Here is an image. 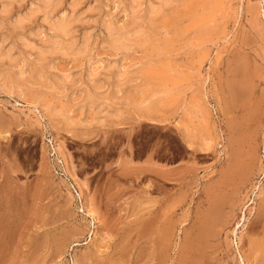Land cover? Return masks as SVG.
I'll return each instance as SVG.
<instances>
[{"label": "rangeland", "instance_id": "1", "mask_svg": "<svg viewBox=\"0 0 264 264\" xmlns=\"http://www.w3.org/2000/svg\"><path fill=\"white\" fill-rule=\"evenodd\" d=\"M69 1L62 12L70 10ZM117 1L101 0L99 13L76 25L78 40L92 30L90 65L72 56L50 58L53 75L68 78L64 85L28 79L45 61L37 51L24 50L19 31L7 22L12 27L4 32L16 46L15 55H22L0 67V79L20 68L25 74L19 78L28 76L15 81L11 94L0 91V264H264V249L251 251L250 244L264 242V0H228L224 17L223 12L214 20L208 16L209 23L205 19L197 28L180 24L165 57L154 53V45L150 51L117 53L106 43L104 22L119 26L130 15ZM23 2L18 0L17 8L25 13L33 0ZM91 3L96 0H87L78 15ZM37 21L29 37L41 48L52 31L41 17ZM190 50L205 52L202 66L192 69ZM165 61L189 78L186 91L175 92L180 98L170 106L177 118L172 127L114 129L109 119L94 124L99 114L87 104L94 97L89 73L102 82L98 95L113 89L123 95L140 85L147 91L151 82L133 76L118 87L117 75H107L106 69L133 72ZM194 99L217 138L210 154L190 151L178 124L181 102ZM49 105L73 124L46 115ZM230 153L236 171L225 177ZM209 217L214 218L209 237L196 240ZM149 222L151 233L144 231ZM161 229L165 237L171 231L169 241ZM154 239L163 240H156L163 249Z\"/></svg>", "mask_w": 264, "mask_h": 264}, {"label": "bare ground", "instance_id": "2", "mask_svg": "<svg viewBox=\"0 0 264 264\" xmlns=\"http://www.w3.org/2000/svg\"><path fill=\"white\" fill-rule=\"evenodd\" d=\"M21 1L25 2V0H21ZM86 1L87 0H70L69 1L70 6L68 5L70 7V10L62 12L64 0H33V3L30 4L31 6L29 5L26 8V12L24 13V12H22L23 9L21 10V9L17 8L18 7L17 6L18 0H0V67L2 65L6 66V65H4V63L6 61H8V63L10 65L14 64L16 62V60H18V56L22 55V52H21V55H18V56L15 55L16 54L15 53L16 52L15 51L16 46L13 43L12 44L9 43L11 37L9 34L4 32V30H6L8 26H11V25L7 26V24H8L7 22H11L13 24L12 26L14 27L13 29L16 30L17 32L19 31L17 35H18V38L23 43L22 46L25 48L24 50H26V51L27 50L37 51L39 54L38 56L42 59V61H45L43 63L38 64V66H36L33 70H31V72H29L30 76L26 75L29 77L28 79L35 82V83H39V84H42V85L47 86V87L51 86V84H53V83H54V85H55V83L59 84V85L60 84H62V85L67 84L66 82H67L68 78L66 79V75L59 77V78L55 77L53 75L52 66H51L52 63H51L50 58L52 59V57L57 56V55L58 56L60 55V57H62V58L72 56L76 59L81 58V59L86 60V64H89V65L92 62L93 57H94L93 54H91L92 45H93L92 30L91 31L88 30L87 32L82 30L84 32V35H83V37L81 36L82 37L81 40H78L76 38L77 32H76L75 28H76V25L78 23H81V24L87 23L85 19L88 18L86 16L89 13H92V14L93 13H97V14L99 13V8L101 7L100 6L101 0H96V3L95 4L93 3L94 5L91 3V5L87 9L84 7L86 9V11H84L83 13L78 15L80 12V7L83 4H85ZM118 1H117V3H118ZM121 1L123 2V4H125L124 5L125 8L130 13V15L127 16L129 18H127L128 20L125 21L124 24H121L119 26L117 24L115 25L114 23H112L113 21L112 22L111 21H105V22L103 21L105 24L104 31L106 30L105 31L106 32V34H105L106 35V43H108L110 46H112L114 49V52L117 51V53L119 51L126 52V53L130 52V51L134 52V50H136V51L137 50H141V51L145 50L146 51V49L149 50L148 48L154 45V48H152V49H153L154 53L156 52L159 57H165L171 52L170 48H171V45H172V42L174 39V35H175L174 29L176 30V28L180 24H187L188 25L187 27L189 29L194 28V27L198 26L199 24H201L202 21H204L205 19H208L207 18L208 16L210 18L212 17L213 19L212 18L211 19L214 20L215 15H219L223 11L226 13L227 5H228V0H120L119 1L120 5L122 3ZM21 8H22V6H21ZM228 8H230V7L228 6ZM15 10H19V11H17L15 13ZM100 11H101V9H100ZM124 11H126V10L124 9ZM224 12L222 14H220L221 16L224 14L223 17L225 16ZM206 13H208V14H206ZM39 17L42 18V21L40 23H42V22L45 23L46 25H48V29L50 31H52V36L47 38L46 40L42 41V47L41 48H37L38 46L35 44L36 42L34 43L30 40V37L33 35L32 34L33 25H31V24H33V22H36ZM91 18H93V17H91ZM91 21H92V19H91ZM95 23H97V19H96ZM205 23H209V19ZM81 24H80V27H81ZM102 24L103 23L101 22V25ZM98 25H99V23H98ZM187 27H185V28L187 29ZM9 32H11V31H9ZM184 33H185V31H184ZM37 34H39V33L37 32ZM183 36H181V37H183ZM104 43H105V41H104ZM189 49H191V47ZM153 51H151L150 53H153ZM185 52H188V51H185ZM204 53L201 52V50L200 51L196 50V52L190 50V53H187L188 56L190 57L189 60L191 62L192 69H194V67L197 65L202 66V64L204 63V58H205ZM151 57L153 58V55ZM144 59H146V57ZM147 59H149V58H147ZM169 59L170 58H168V60ZM150 60H151V58H150ZM156 61L158 62V58ZM142 62L143 61H141L140 63H142ZM120 64H121V62H120ZM112 66L113 65H111L110 67H112ZM24 67H23V69H24ZM138 67H137L136 71L134 70L135 72L134 71L131 72L129 67H128V70L126 69L124 71L123 70L121 71L120 69H118L119 71H116V72H113L114 69H111V68L106 69V72H108L107 75H113V74L117 75V78H116L117 83L116 84L118 87H120V86L123 87V85H125L127 82H129L133 76L134 77L137 76L138 78L145 80V82L146 81L151 82L150 88H148L147 91L144 89L146 91V95H144L145 96L144 99L142 98V101H140V103L138 102V103H135L134 105L132 104L133 107H135L138 110H142V112L143 111L154 112V111H159L161 109L164 110L166 107L172 106L174 103H176V101L179 100L180 97L175 94V91L178 90L179 88L185 86L187 80L189 79L188 75L186 73L178 72V71L174 70L173 66H171L166 61L164 63H162V65H153L150 63L149 64L145 63V64H142L141 66H138ZM10 68H12V67H10ZM112 68H114V67H112ZM16 69H18V68H16ZM20 69H21V71H20ZM20 69L18 70V73H8L7 74V72H6V75L0 79V91L2 93H7V94L10 93L11 94L12 93L11 91L13 89L15 81L16 80L19 81L22 79L25 80L24 78L26 76L25 77L23 76V78L22 77L19 78L20 76L25 74V73H23L22 68H20ZM8 71L11 72V69ZM88 76L87 77L90 79V83H88V84H90L89 90H92L94 92V95H93L94 97L91 99L90 98L91 96H89L91 101L88 99L90 103H87V104H90L91 106H93L96 109V112H95L96 115L99 114V117L97 116L98 119L95 120L94 124L104 125V122L107 121L108 119L114 120V119L121 118L123 116L124 112L126 111L125 108H122V107L115 108L113 106L114 103L110 97L100 96V94L98 95V92L102 86L101 85L102 82L99 83L100 81L97 80L98 75L96 73L91 72L88 74ZM102 77L104 78V76H102ZM113 77H114V75H113ZM88 78H86V79L88 80ZM108 79H111V76H110V78L108 77ZM26 80H27V78H26ZM85 82L87 83L88 81H85ZM16 84H17V82H16ZM114 86L116 87V85H114ZM86 90H88V89L86 88ZM93 92H91V94H93ZM90 105H88V106H90ZM104 107H105V109H104ZM44 112L46 113V115L61 116L65 119H67L68 122L70 121L72 124L74 122L73 120H71V118L65 112H63L62 110L61 111L60 110H54L52 107H50V105H49V107L45 106ZM180 112H181L180 113L181 117H180L178 124L180 125L179 127H182V129H183L185 137L188 141V145L191 147L193 141L197 140L198 141L197 147H199V151L202 154H210L215 148L217 138H216L215 132L213 130V127L211 126L210 122L208 121V118H207L206 114L204 113L203 108L200 106L198 100L197 99H194L192 101L183 100V102H181V104H180ZM150 118H152V117H150ZM193 145H194V143H193ZM234 165H235V161L233 160V157L230 153L229 158H228L229 169L225 172V174H224L225 177H230L231 175H233V173L236 171V168L234 167ZM239 172H237V174ZM235 177H237V176H235ZM239 177H242V176H239ZM220 201H221V199H220ZM88 214L92 218L95 217V215L90 211L88 212ZM213 219L214 218L209 217L208 220H205L204 223L200 224V226L198 227V230H197V239L196 240L202 241L203 238H206L208 236V234H210L211 228H213L212 226L214 224V222H212ZM149 223L151 224V222H149ZM148 224L146 225V229H144V231L151 233L154 226H152V224H151V226H150V224L149 225ZM162 230L163 229L160 230V233L164 234V237L162 236L163 239L166 238L165 240L169 241V240H167V238L170 239L169 236L171 235V231H170V235L168 234L169 236L165 237V235H167V234L162 233L163 231H165V230H163V231ZM166 232L168 233L169 231L166 230ZM158 235L159 234H157V238L158 237L160 238V235L159 236ZM154 240H155L156 246L162 245L161 243L163 242V240H161L162 242H160V243L158 242L160 240H158V239H154ZM156 240H158V241H156ZM192 241H194V240H192ZM238 241L239 242L237 243V249L240 250L239 247H240V244L242 241L241 237L238 238ZM157 242L160 245H158ZM250 244H251V251L255 250V248L259 251H260V249H262V250L264 249V242L263 243L259 242L256 244L255 241L253 240ZM162 246H160V248L163 249ZM186 247H187V244H186ZM186 247H185V250H186ZM190 247H192V246H190ZM190 247H189V249H190ZM159 252H161V251H159ZM187 252H188V250H187ZM256 253H258V252H256ZM188 255H187V257H188ZM185 258H183V260ZM192 261H193V259H192ZM180 263H182V262H180ZM192 264H199V262L195 261Z\"/></svg>", "mask_w": 264, "mask_h": 264}, {"label": "crops", "instance_id": "3", "mask_svg": "<svg viewBox=\"0 0 264 264\" xmlns=\"http://www.w3.org/2000/svg\"><path fill=\"white\" fill-rule=\"evenodd\" d=\"M186 89L187 86H184L180 90L178 91L176 90L175 92L182 93L183 92L182 90L186 91ZM143 90L144 89L140 85L138 89L132 91L127 90L123 93V95H120L114 89L110 90L109 92H107V94L104 95L111 98V100L114 103L113 106L115 108L122 107L125 108L126 110L121 119L119 118V120L108 121L111 128L114 129L124 128L131 124H137L140 126H149L151 128L167 129L169 127H172L177 122V118H175L173 108L171 107H166L164 110L161 109L159 111H154V112H145V111L142 112V110H138L135 107H133L132 104L134 105L135 103L138 102L140 103V101H142V98L144 99L145 97L144 95H146V91ZM193 143L192 146L190 147L186 139V146L189 148V150L194 152L195 154H199L200 153L199 147H197L198 141L194 140ZM165 172H160V175L164 176Z\"/></svg>", "mask_w": 264, "mask_h": 264}]
</instances>
